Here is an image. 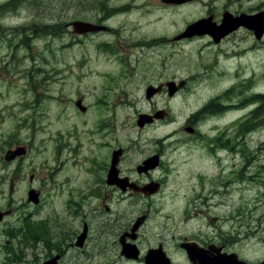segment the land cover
Listing matches in <instances>:
<instances>
[{
	"label": "rangeland",
	"instance_id": "1",
	"mask_svg": "<svg viewBox=\"0 0 264 264\" xmlns=\"http://www.w3.org/2000/svg\"><path fill=\"white\" fill-rule=\"evenodd\" d=\"M259 10L264 0H0V176L16 166L3 160L6 149L27 146V172L40 158L52 160V149L37 148L43 139L45 146L52 144L47 133L68 134L76 125L82 132L99 117L114 124L113 145L176 130L185 139L168 141L167 188L176 190L183 210L192 202L197 206L187 214L199 209L215 222L216 241L229 236L230 251L251 264L261 261L264 107L254 117L250 110L261 101L250 98L264 95V32L256 39L253 29L239 27L218 42L200 33L177 38L200 18L219 22L224 12ZM71 19H103L109 30L80 36L68 25ZM169 80L184 85L172 96L166 90L146 99L148 85ZM78 97L89 106L85 116L72 104ZM211 103L219 107L216 117L200 126V138L188 140L187 116ZM155 108L167 110V119L138 132L137 114ZM248 118L252 129L240 128ZM21 120L26 125L19 126ZM19 184L13 203L22 201ZM7 188L0 184V208L8 203ZM175 205L179 212L182 206Z\"/></svg>",
	"mask_w": 264,
	"mask_h": 264
},
{
	"label": "flooded vegetation",
	"instance_id": "2",
	"mask_svg": "<svg viewBox=\"0 0 264 264\" xmlns=\"http://www.w3.org/2000/svg\"><path fill=\"white\" fill-rule=\"evenodd\" d=\"M76 20L80 19H71L68 25ZM92 33L96 32L80 36ZM165 83L156 86L159 93L167 90ZM72 104L79 116L87 115L89 106L83 98ZM217 104L203 105L187 116L183 132L188 140L200 138V126L216 117ZM139 114L145 117L143 123L136 120L141 133L165 121L169 112L155 108L138 113L137 118ZM22 125H26L24 120L19 122ZM238 126L244 128L241 122ZM114 127L111 119L99 117L82 132L76 125L68 134L47 133L52 144L45 146L43 139L37 148L52 149V160L40 158L27 172L22 164L27 146L6 149L3 160L16 166L10 175L0 176V184L8 186L4 193L8 203L0 208V264H195V248L210 257L215 256L216 247L232 252L231 237L216 241L215 222L205 220L199 209L187 214L197 206L192 202L183 210L176 190L167 188L168 141L179 144L185 138L176 136L174 130L113 145L117 140ZM32 140L33 135L29 148ZM19 183L23 185L18 188L22 201L13 203ZM176 202L182 206L179 212ZM183 213L185 217H181ZM187 227L193 231L186 232Z\"/></svg>",
	"mask_w": 264,
	"mask_h": 264
},
{
	"label": "water",
	"instance_id": "3",
	"mask_svg": "<svg viewBox=\"0 0 264 264\" xmlns=\"http://www.w3.org/2000/svg\"><path fill=\"white\" fill-rule=\"evenodd\" d=\"M161 1L164 3L169 2L173 4H181V3H185L190 0H161ZM210 19H211L210 17L202 18V19H199L193 22L192 24L188 25L183 32L177 35V38H183V37L190 36L196 33H200V34L209 33L213 36V39L215 41H218L221 37L226 35V33L236 29L239 26H245L249 29H253L254 34L258 39L262 36V33L264 32V10L257 12L255 14L241 13L237 16H233L229 12H225L223 13L222 22L219 25L214 24L213 22L210 21ZM206 23L207 24L210 23L208 24L209 27H204V24ZM72 25L74 26L75 31L78 33L95 31V30L102 28L101 26H95L91 23L83 22V21L72 22ZM183 84H184L183 81H180L177 85L175 84L174 81H168L166 83V86L168 89V95H172L177 89L182 87ZM159 90L160 88H153V87L148 86L146 88V98L149 99L154 93L158 92ZM76 103L77 105H79L80 101H77ZM143 121H144V118L142 117V115H139V119L137 122L143 123ZM8 154L6 158L10 159L12 157V154L10 153ZM193 262L195 264H248L242 260H239L236 254L234 253H231L229 255L220 254V255L215 256V258L213 259L200 255L199 261L196 263L193 258ZM257 264H264V260Z\"/></svg>",
	"mask_w": 264,
	"mask_h": 264
},
{
	"label": "trees",
	"instance_id": "4",
	"mask_svg": "<svg viewBox=\"0 0 264 264\" xmlns=\"http://www.w3.org/2000/svg\"><path fill=\"white\" fill-rule=\"evenodd\" d=\"M253 98H257V100L254 101H261V105L258 107H255L252 111H251V115H253L255 117V115L258 113L259 109L261 107H264V95L258 94L255 95L254 97L250 98V100H252ZM260 99V100H259ZM242 126H244V128L247 130L252 129L251 127V118H248L245 122L242 123ZM255 128V127H254Z\"/></svg>",
	"mask_w": 264,
	"mask_h": 264
}]
</instances>
